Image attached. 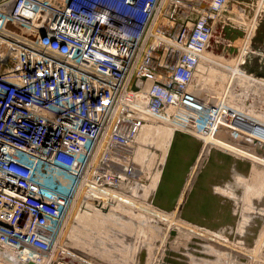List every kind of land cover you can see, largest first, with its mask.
I'll return each instance as SVG.
<instances>
[{"label": "built area", "instance_id": "obj_1", "mask_svg": "<svg viewBox=\"0 0 264 264\" xmlns=\"http://www.w3.org/2000/svg\"><path fill=\"white\" fill-rule=\"evenodd\" d=\"M227 2L0 0V252L65 264L81 192L103 207L133 184L148 119L182 109L216 137L249 136L189 91Z\"/></svg>", "mask_w": 264, "mask_h": 264}, {"label": "rangeland", "instance_id": "obj_2", "mask_svg": "<svg viewBox=\"0 0 264 264\" xmlns=\"http://www.w3.org/2000/svg\"><path fill=\"white\" fill-rule=\"evenodd\" d=\"M242 54L264 65L262 0H228L189 86L254 126L243 136L255 148L204 132L182 109L146 120L130 153L136 182L103 207L81 192L63 231L65 264H264V156L253 152L264 154V79L238 69Z\"/></svg>", "mask_w": 264, "mask_h": 264}, {"label": "water", "instance_id": "obj_3", "mask_svg": "<svg viewBox=\"0 0 264 264\" xmlns=\"http://www.w3.org/2000/svg\"><path fill=\"white\" fill-rule=\"evenodd\" d=\"M246 58H247L246 54L241 55L240 64H238V66H237L238 69L245 74L264 79V74L259 75L255 71H253L252 68H250V66L245 62ZM225 139L229 144L236 146V147H239L241 149L254 147L252 142L244 139L242 136H239L236 138H233L231 136H227V137H225ZM254 150H255L256 154H258L260 156H262V155L264 156V154H262V152L260 150H258V149L257 150L254 149Z\"/></svg>", "mask_w": 264, "mask_h": 264}, {"label": "bare ground", "instance_id": "obj_4", "mask_svg": "<svg viewBox=\"0 0 264 264\" xmlns=\"http://www.w3.org/2000/svg\"><path fill=\"white\" fill-rule=\"evenodd\" d=\"M203 57H204V55H203ZM203 57H202V59H203ZM245 76V75H244ZM246 77V76H245ZM253 80V79H252ZM255 80V79H254ZM236 114V113H235ZM239 120H241V119H239ZM238 120V121H239ZM169 124V123H168ZM244 139H246V140H248V141H250L248 138H246V137H244V136H242ZM250 142H252V141H250ZM253 143V142H252ZM1 257H4V259L2 258L1 259ZM9 260V261H8ZM0 263L1 264H18V262H16L15 261V259L12 257V256H7V254H4L3 252H0ZM47 264V263H46Z\"/></svg>", "mask_w": 264, "mask_h": 264}, {"label": "flooded vegetation", "instance_id": "obj_5", "mask_svg": "<svg viewBox=\"0 0 264 264\" xmlns=\"http://www.w3.org/2000/svg\"><path fill=\"white\" fill-rule=\"evenodd\" d=\"M249 66L250 68L253 69V71H255L257 74L261 75V74H264V65L261 64L259 61H256V60H250L249 59Z\"/></svg>", "mask_w": 264, "mask_h": 264}, {"label": "crops", "instance_id": "obj_6", "mask_svg": "<svg viewBox=\"0 0 264 264\" xmlns=\"http://www.w3.org/2000/svg\"><path fill=\"white\" fill-rule=\"evenodd\" d=\"M238 62H237V64L239 63L240 64V59L238 58V60H237ZM245 62L248 64L250 61H249V59L248 58H246V60H245ZM249 65V64H248Z\"/></svg>", "mask_w": 264, "mask_h": 264}]
</instances>
